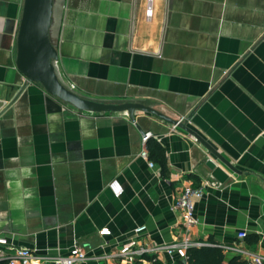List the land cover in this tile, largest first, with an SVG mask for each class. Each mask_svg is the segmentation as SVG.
Masks as SVG:
<instances>
[{
  "label": "crops",
  "instance_id": "crops-1",
  "mask_svg": "<svg viewBox=\"0 0 264 264\" xmlns=\"http://www.w3.org/2000/svg\"><path fill=\"white\" fill-rule=\"evenodd\" d=\"M22 5L0 0L2 249L47 260L77 244L86 252L81 264H149L152 256L183 264L182 247L171 257L126 255L186 241L221 248L220 264L264 257V0H151L148 17L146 0H55L52 9L62 85L86 99L140 102L186 119L233 170L148 113L134 111L132 121L125 112L69 116L15 68ZM144 132L159 148L153 156L149 148L157 175L138 158ZM184 184L203 185L187 230L170 210ZM138 226L144 230L133 233ZM102 227L109 236L97 235Z\"/></svg>",
  "mask_w": 264,
  "mask_h": 264
},
{
  "label": "water",
  "instance_id": "water-1",
  "mask_svg": "<svg viewBox=\"0 0 264 264\" xmlns=\"http://www.w3.org/2000/svg\"><path fill=\"white\" fill-rule=\"evenodd\" d=\"M55 0H23L21 17L15 37V68L27 82L38 83L50 96L70 105L78 111L92 113L125 112L133 120L134 111H141L180 128L192 136L218 161L233 170V167L218 154L203 138L187 126L186 119L175 120L140 102L109 103L80 97L58 80L53 67L56 60L55 38L51 36L53 5ZM206 166L213 167L210 160Z\"/></svg>",
  "mask_w": 264,
  "mask_h": 264
},
{
  "label": "built area",
  "instance_id": "built-area-1",
  "mask_svg": "<svg viewBox=\"0 0 264 264\" xmlns=\"http://www.w3.org/2000/svg\"><path fill=\"white\" fill-rule=\"evenodd\" d=\"M150 2L151 0H146V10L145 15L148 17L151 14L150 10ZM65 105V104H64ZM66 112L69 116H79L80 111L69 107L67 104L65 105ZM151 136L150 132L142 133L140 137V149L138 152V158L145 162L146 166L152 171V174L157 175V168L154 166L153 162L148 158V149L146 146L148 138ZM107 187L111 190L114 196H118L121 192V188L117 184L115 180H111ZM203 185H199L197 187H192L190 184H184L181 186L180 191L175 196L172 204L170 205V210L175 211L179 214L182 226L185 230L191 227L196 223V219L193 215V201L194 199H199L202 194ZM144 230V226L135 227L132 231L137 234ZM97 235L101 237H106L110 235V231L107 227H102L97 231ZM245 236L244 231H239L236 233V237L242 239ZM186 243V241H185ZM180 243H172L165 247L154 246L150 249L138 248L134 251L128 253V255H141L144 252H149L152 254L158 253L160 251L164 252L168 257H171L174 250L178 247H182V249H187L189 246L187 244ZM6 240L0 237V260L4 261V264H81L86 259V252L80 248L77 244H73L68 251L61 256H56L50 259H41L38 258L33 251L28 250L26 248L18 247L14 248L12 253H6L3 246H5ZM193 245H201L200 243H195ZM7 248L11 249L10 246ZM182 263L186 264L185 256L183 254ZM110 264H115L111 262ZM149 264H166L164 262H160L157 260L155 256H152L149 259ZM246 264H264V257L259 254H250L249 258L246 261Z\"/></svg>",
  "mask_w": 264,
  "mask_h": 264
},
{
  "label": "trees",
  "instance_id": "trees-1",
  "mask_svg": "<svg viewBox=\"0 0 264 264\" xmlns=\"http://www.w3.org/2000/svg\"><path fill=\"white\" fill-rule=\"evenodd\" d=\"M146 146L148 149V158L151 160L149 148H152V156L154 153L157 154V150H159V148L157 145H153L152 142H148V140ZM158 163L161 165L162 169L164 166L162 155L158 156ZM184 256L187 264H220L222 259V250L221 248L215 246H200L198 248L189 247L185 250Z\"/></svg>",
  "mask_w": 264,
  "mask_h": 264
}]
</instances>
